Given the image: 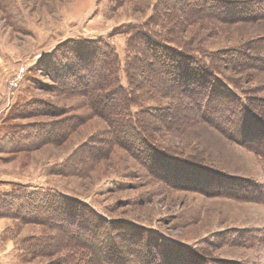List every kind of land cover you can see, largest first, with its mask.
Returning a JSON list of instances; mask_svg holds the SVG:
<instances>
[{"label":"rangeland","instance_id":"rangeland-1","mask_svg":"<svg viewBox=\"0 0 264 264\" xmlns=\"http://www.w3.org/2000/svg\"><path fill=\"white\" fill-rule=\"evenodd\" d=\"M184 1L0 0V264H70L66 244L76 241L83 252V226L97 233L91 240L101 254L100 246L110 244L106 234L99 235L101 227L117 233L115 226L119 236L144 241L133 255H159L162 247L173 253L172 264H264V242L234 240L264 237V200L229 194L236 189L242 196L256 194L259 187L251 183L264 184L263 159L201 119L177 130L160 128L158 121L145 133L172 157L166 161L165 154L155 153L163 167L150 169L143 160L146 146L130 135L117 140L109 120L117 115L100 112V106H122L120 97L99 104L85 89L72 86L78 80L66 76L67 71L80 77L88 73V84L93 57L105 50L111 58L105 75L129 90L132 99L135 49L128 40L145 31L172 50H184L190 63L198 59L210 65L216 86L224 85L245 108L258 106L264 98V53L262 61L235 67L234 60L243 58L230 50L249 43L248 53L257 55L264 18L253 14L264 12V0H227L241 3L237 13L247 11L241 15L245 19L233 21L217 13L194 20L193 11L183 19L187 10L177 6L194 0ZM21 65L23 76L12 85ZM137 93L128 109L143 124L149 123L150 111L165 109L171 100L150 87ZM178 158L189 162L179 165ZM167 169L230 179L211 181L210 187L198 184L222 191L209 194L163 181H174Z\"/></svg>","mask_w":264,"mask_h":264},{"label":"trees","instance_id":"trees-1","mask_svg":"<svg viewBox=\"0 0 264 264\" xmlns=\"http://www.w3.org/2000/svg\"><path fill=\"white\" fill-rule=\"evenodd\" d=\"M179 2L185 1L179 0ZM179 7H181V12L187 10V13L183 14V19H186L187 17L189 19L190 16L188 15L191 11L195 14L193 16L194 20H201L203 17H214L215 13L219 14V16H221L220 18L225 21L243 20L245 18L241 15L247 14V11L244 9L243 12L241 10V14L237 13L236 10L241 7V3L227 0H194V2L186 3L183 6H177V9ZM253 15L257 19L264 18V12L262 13V11L261 13H254ZM128 41H130L128 43L129 46L135 49V53L130 62V68L134 70L130 84H135L136 86V90H133L131 94L132 99L128 97V93H130L129 90L120 87V84L115 85L105 75V67L111 62V58L108 57L109 55L105 50L100 53L101 55H95L93 57L96 60V65L92 66L95 69L93 70V74L88 84L86 79L87 76H89L88 73L82 75L83 77H80L67 71L66 76L69 78L71 77L70 81L72 82L78 80L77 84L71 83L72 86H80L81 91L82 89H85L86 91L84 93L87 94V97L91 100V97H93V101H99V104L102 103L103 105L107 103L112 97L118 96V100L120 97V103H122V106L118 103L116 104V107L112 106L113 104L111 105L112 107H103L99 105L100 112L106 114L108 111L113 110V114L117 115L116 117L112 116L109 118L110 123L115 128V138L117 140L128 139L127 137L130 135L139 142L138 146H146L148 151L144 154L143 160L149 165L148 167L150 169L158 167L160 172V168L163 167L160 163L161 160L157 161L158 157L155 156V153L159 155V157L161 154H165L161 156V159L166 161H169L172 157L170 153L158 147L160 143H158L155 138H151L152 135L150 132L148 134L145 133L148 127L158 125V121L161 124L160 128L177 130L185 126L187 121L190 122L196 118L201 119L203 122H206L210 126L219 130L226 138L250 149L258 158L264 160V98H260L258 100L260 103H258V106L256 105L253 109H248V107L245 108L241 104L239 98L226 91L224 85L216 86L212 75L209 73V70L212 68L210 65L206 66L198 59H196L195 62L199 65L196 63L195 65L190 63L183 53L184 50H172L169 45L163 44V41L156 38L151 39L145 31H137ZM177 46L184 47L183 45ZM244 46L246 49L238 47L230 50V52L236 53L238 57L241 56L243 58V61L240 63L236 60H234V62L232 61L233 64H235V67L239 64L243 66L245 63L252 60H257L258 62L262 61L260 54L264 53V43L259 45L256 49L257 55L248 53L247 49L249 50V48H251L249 43ZM98 74L100 75V78L98 77ZM103 77L105 78L104 81L101 80ZM105 80L110 81L105 84ZM139 87L142 89H145L146 87L154 88L158 92H161L162 95H169L171 98L165 109L164 107H161L157 110V113H151V111L148 113L150 114L148 124H143L142 121L136 117L132 119L130 116L132 115V112L128 109V103L136 102L138 94L137 89ZM146 90H148V88ZM118 131H121V134L117 136ZM125 146L129 148L130 145L125 144ZM172 150L174 151V154H176L175 149L172 148ZM178 160L179 162L177 163H179V165H181V162H189L187 159L178 158ZM167 172H169V177L174 179V181L167 179H164L163 181H167L175 186L177 184L181 187L200 191H208L209 188H203L198 184L205 182V185L210 187L207 183L211 181L221 182V178L230 179V176H227V174H223V177L215 175L212 176L211 179V177L206 174L177 172L174 169H167ZM162 176L164 178L166 177L164 174ZM242 181V184L239 183L245 185V181ZM231 184L233 183H230L229 185ZM229 185H227L226 189ZM251 185L253 187H259V190L262 188V190H258L259 192L255 191L256 194H254L253 197L246 195L248 194L246 192L243 193V196L240 195L239 192L241 189H236L239 191H234L238 193L229 194H234L232 196L236 198L242 197L244 199L253 198L252 200H264V184L259 185L252 182ZM220 192L222 191H218L216 187L215 189L208 191L209 194H218ZM130 226L133 227L132 225ZM83 227L87 230V235L85 234L87 237L84 241L85 246L82 247L83 252H78V246L81 248L82 245L76 241L72 244H66V246H69L67 249V257L70 260V264H98L99 262H101V264H121V262L122 264H172L173 262H176L174 261V258L171 257L173 253L165 252L162 247H158L160 256L156 251L155 253L153 251H148L147 254L135 253V255H133L135 248L143 246L144 241H136L135 239L127 238L126 236L122 237L123 234L119 236V228H116L115 226L113 227V230H116L117 233H113L112 229L106 230L104 226L101 227L103 230L100 231L99 235L102 236L103 234H106L110 240V244H105L104 246L101 245L100 249L103 250L102 254L98 253L97 241L95 242L91 240V236L97 233H94L93 228L89 229L88 226ZM120 230L122 233L125 231L124 228H121ZM246 236L247 235H244L242 238L238 237L234 240L236 243L247 245L264 242L263 235ZM98 238L99 237H97L96 240ZM123 244H130L131 248L126 250L123 248ZM129 254H132L133 258H131L132 255Z\"/></svg>","mask_w":264,"mask_h":264},{"label":"built area","instance_id":"built-area-1","mask_svg":"<svg viewBox=\"0 0 264 264\" xmlns=\"http://www.w3.org/2000/svg\"><path fill=\"white\" fill-rule=\"evenodd\" d=\"M24 70H25L24 65H21V67L19 68V70H17L15 72L14 76L12 77V81H11L12 82V85L17 84L20 81V79L23 76Z\"/></svg>","mask_w":264,"mask_h":264}]
</instances>
